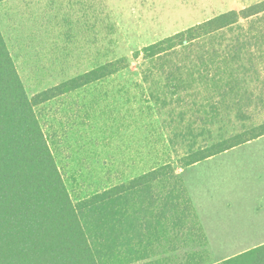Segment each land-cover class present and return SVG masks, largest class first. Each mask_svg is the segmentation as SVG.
<instances>
[{
  "label": "rangeland",
  "instance_id": "374dc122",
  "mask_svg": "<svg viewBox=\"0 0 264 264\" xmlns=\"http://www.w3.org/2000/svg\"><path fill=\"white\" fill-rule=\"evenodd\" d=\"M257 1L2 0L0 30L31 97L104 62L122 56L131 59L143 46L218 13L240 10ZM244 29L264 36V31L260 32L264 30V18L255 17ZM258 41L252 43V53L237 63L234 83L217 89L215 103L208 102L212 105L207 109L217 105V115L197 130L196 125L192 126L196 134L184 140L174 137L180 125L171 123L170 113L179 111V107L175 103L164 105L162 99L152 101L149 83H143L137 61L110 77L37 107L74 201L128 182L164 162L173 163L192 194L200 193L210 237L201 224L205 244L198 240L192 222L172 223L169 214L148 228L147 206L138 209L143 226L137 223V230L143 233V240L135 247H120L115 255L103 258V264L216 263L234 256L227 253L264 241V168L251 164L250 158L264 146V139L242 144L198 169L185 172V168L178 167L184 144L209 143L264 122V45L261 38ZM223 90L228 93L226 102L218 99ZM154 189L157 194L160 187ZM127 204L132 210L133 200ZM151 210L157 218L155 203ZM125 229L133 233L128 220ZM173 246L176 249H171ZM133 249L137 253L129 254ZM138 254L147 256L140 259ZM130 255L135 261L128 260Z\"/></svg>",
  "mask_w": 264,
  "mask_h": 264
},
{
  "label": "trees",
  "instance_id": "16d2710c",
  "mask_svg": "<svg viewBox=\"0 0 264 264\" xmlns=\"http://www.w3.org/2000/svg\"><path fill=\"white\" fill-rule=\"evenodd\" d=\"M255 17L264 18V0L214 15L143 46L131 59L122 56L104 62L31 97L0 30V264H103V258L115 255L120 247H135L143 240V233L137 230L138 224L143 226L138 209L147 206L148 228L153 221L158 225V219L169 214L172 223L192 222L198 240L205 244L196 209L172 162L74 201L37 107L110 77L128 68L131 61H137L143 83H149L152 101L162 99L164 105L175 103L179 107V111H171V123L180 125L174 130V137L184 140L217 115V105L207 109L212 105L208 102H214L217 89L232 85L238 78L233 73L237 63L252 53V43L258 44L261 38L264 45L263 35L244 29L246 23L252 25ZM259 50L262 49L256 51ZM227 95L223 90L218 99L226 102ZM261 135L264 122L209 143L184 144L178 167L187 168ZM170 143L174 144L171 139ZM156 186L160 187L157 194ZM129 200H133L132 210L127 208ZM154 203L157 218L151 214ZM127 220L133 227L131 235L125 229ZM133 252L137 253L133 249L129 254ZM138 255L140 259L147 256ZM133 256L128 257L130 262L135 261ZM207 264H264V243Z\"/></svg>",
  "mask_w": 264,
  "mask_h": 264
},
{
  "label": "crops",
  "instance_id": "0c3cea01",
  "mask_svg": "<svg viewBox=\"0 0 264 264\" xmlns=\"http://www.w3.org/2000/svg\"><path fill=\"white\" fill-rule=\"evenodd\" d=\"M225 12H226V11H225ZM221 13H224V12H221ZM218 14H220V13H218ZM189 27H190V26H189ZM186 28H188V27H186ZM186 28H184V29H186ZM184 29H182V30H184ZM180 31H181V30H180ZM260 139H264V135H261V136L255 138V139L250 140V141H248V142H245V143H243V144H244V145H251V144H253V143L256 142V141H260ZM240 145H242V144H240ZM240 145H238V146H236V147H233V148H231V149H229V150H226V151H224V152H221V154L219 153V154L214 155V156H212V157H209V158H207V159H205V160H203V161H200V162L194 163V164L188 166L187 168H185V172H186L188 169H189V170H192V169H194V168H195V169H198L200 165L205 164V163H208V162H211V161H213V160H214L216 157H218V156L225 155L226 153H229V152H232V151H236V149H238ZM245 152L247 153L248 151H245ZM250 158H252V161H251L252 163H251V164H254L255 166L258 165V167H263V168H264V146L259 147L257 151L251 153V154H250ZM185 178H186V176H185ZM184 182H185V184H186L187 190H188V192H189V195H190V198H191V200H192V203H193V205H194V207H195V209H196V212H197L198 216H199L200 219H201V224H202V226H203V228H204V231H206V233H207V235H208V232H207V230H206V228H205V225H204L205 222L207 223V220L205 219V221H204L203 212H205V209H204L203 201L201 200L200 193H199V195H197V196H196V194L194 195V193L192 194V192L190 191L189 185L186 183V181H184ZM203 189H204V188H202V190H203ZM202 190H201V192H202ZM262 198H263V200H264V194H263V197H262ZM207 224H208V223H207ZM208 237H209V235H208ZM259 237H261V236H259ZM209 238H210V237H209ZM262 238H264V235H262ZM262 243H264V241H263V242L256 243L255 245H251V246H249V247H246V248L243 249L242 251L235 252V253H227V254L236 255V254L242 253L243 251H245V250H247V249H250V248H253V247L257 246V245H260V244H262Z\"/></svg>",
  "mask_w": 264,
  "mask_h": 264
}]
</instances>
